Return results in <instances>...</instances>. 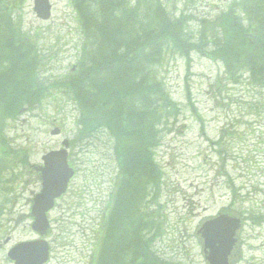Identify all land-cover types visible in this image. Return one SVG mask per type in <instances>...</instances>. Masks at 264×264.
<instances>
[{"label": "rangeland", "instance_id": "obj_1", "mask_svg": "<svg viewBox=\"0 0 264 264\" xmlns=\"http://www.w3.org/2000/svg\"><path fill=\"white\" fill-rule=\"evenodd\" d=\"M161 1L175 17L185 16L198 35L242 0ZM52 4L50 21L37 17L34 0H21L16 12L45 58V84L72 70L82 45L74 4ZM158 69L179 112L163 124L155 151L162 176L153 207L158 219L154 250L168 264H210L200 231L208 221L228 215L242 222L229 264H264V89L253 86L247 74L234 84L222 63L199 53L191 60L168 55ZM79 118L76 103L58 97L4 124L8 154L0 143V264H11L8 253L16 245L41 238L30 216L42 190L37 168L65 140L77 174L50 214L45 237L50 264H90L101 250L121 178L120 143L106 129L81 138ZM56 128L60 137L51 135Z\"/></svg>", "mask_w": 264, "mask_h": 264}, {"label": "trees", "instance_id": "obj_2", "mask_svg": "<svg viewBox=\"0 0 264 264\" xmlns=\"http://www.w3.org/2000/svg\"><path fill=\"white\" fill-rule=\"evenodd\" d=\"M71 1L82 24L77 67L45 84V58L16 16L21 0H0L2 149L8 148L4 124L25 108L32 111L48 98L74 101L81 138L106 129L120 143L122 177L94 264H168L153 248L162 176L155 151L163 124L179 109L158 67L168 55L191 60L199 52L221 62L234 84L247 74L264 89V0H242L198 35L161 0Z\"/></svg>", "mask_w": 264, "mask_h": 264}, {"label": "water", "instance_id": "obj_3", "mask_svg": "<svg viewBox=\"0 0 264 264\" xmlns=\"http://www.w3.org/2000/svg\"><path fill=\"white\" fill-rule=\"evenodd\" d=\"M35 12L44 21L52 15L50 0H35ZM54 135L60 130L53 131ZM69 147V142L64 143ZM46 167L42 169L44 177L43 190L34 199L32 216L35 219L33 229L45 235L50 227L48 212L55 206L56 199L66 193L75 172L69 166L66 149L53 151L45 157ZM241 227V220L222 215L208 221L202 233L207 260L210 264H229V256L237 242L235 236ZM16 264H45L49 259V246L45 241H32L19 244L10 253Z\"/></svg>", "mask_w": 264, "mask_h": 264}, {"label": "flooded vegetation", "instance_id": "obj_4", "mask_svg": "<svg viewBox=\"0 0 264 264\" xmlns=\"http://www.w3.org/2000/svg\"><path fill=\"white\" fill-rule=\"evenodd\" d=\"M44 159V158H43ZM44 166V162L42 163V165H40L39 167H41L40 169H42V167ZM38 175L40 177V181H43V174L41 172H38ZM42 184V183H41ZM11 264H14L13 261H11Z\"/></svg>", "mask_w": 264, "mask_h": 264}]
</instances>
